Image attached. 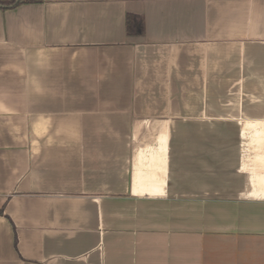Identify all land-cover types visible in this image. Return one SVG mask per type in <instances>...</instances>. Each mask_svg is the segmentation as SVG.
<instances>
[{
  "label": "crops",
  "instance_id": "obj_1",
  "mask_svg": "<svg viewBox=\"0 0 264 264\" xmlns=\"http://www.w3.org/2000/svg\"><path fill=\"white\" fill-rule=\"evenodd\" d=\"M0 1V264H264V0Z\"/></svg>",
  "mask_w": 264,
  "mask_h": 264
},
{
  "label": "trees",
  "instance_id": "obj_2",
  "mask_svg": "<svg viewBox=\"0 0 264 264\" xmlns=\"http://www.w3.org/2000/svg\"><path fill=\"white\" fill-rule=\"evenodd\" d=\"M0 4L2 5V4H5V5H10L11 4V2L9 1V2H2V1H0ZM130 18L131 17H128V21L130 22V21H133V20H135V18H132L131 20H130ZM136 28H137V32H141V21H137V25L135 26ZM3 212V210L2 209H0V213H2Z\"/></svg>",
  "mask_w": 264,
  "mask_h": 264
}]
</instances>
